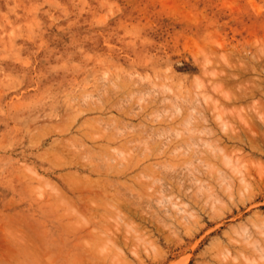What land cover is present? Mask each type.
<instances>
[{
  "label": "rangeland",
  "instance_id": "1",
  "mask_svg": "<svg viewBox=\"0 0 264 264\" xmlns=\"http://www.w3.org/2000/svg\"><path fill=\"white\" fill-rule=\"evenodd\" d=\"M0 264H264V0H0Z\"/></svg>",
  "mask_w": 264,
  "mask_h": 264
},
{
  "label": "bare ground",
  "instance_id": "2",
  "mask_svg": "<svg viewBox=\"0 0 264 264\" xmlns=\"http://www.w3.org/2000/svg\"><path fill=\"white\" fill-rule=\"evenodd\" d=\"M102 107H103V106H102ZM149 113H151V111H149ZM149 113H148V115H149ZM146 114H147V113H146ZM111 119H112V118H111ZM114 120H115V119H114ZM106 121H107V120H106ZM120 122H121V121H120ZM108 123H109V122H108ZM117 124H118V123H117ZM134 125H135V124H134ZM125 126H126V125H125ZM142 126H143V125H142ZM143 127H144V126H143ZM149 127H150V126H149ZM116 128H117V127H116ZM145 129H146V128H145ZM150 129H151V128H150ZM157 129H158V128H157ZM145 132H146V131H145ZM128 140H129V139H128ZM126 141H127V140H126ZM125 143H126V142H125ZM174 149H175V148H174ZM91 167H92V166H91ZM110 168H112V167L110 166ZM108 169H109V168H108ZM95 170H96V169H95ZM110 170H111V169H110ZM120 171L122 172V170H120ZM92 173H94V172H92ZM105 191H106V190H105ZM114 194H115V193H114ZM111 195H113V194H111ZM104 197H107V196H104ZM113 197L115 198V195L112 196V198H113ZM120 197H121V196H120ZM117 199H119V198H117ZM105 200H106V198H105ZM105 200H104V202H105ZM113 200H114V199H113ZM113 200H111V202H112ZM108 201H109V200H108ZM108 201L106 200V202H108ZM118 201L121 202V199H119ZM124 201H125V200H124ZM106 202H105V203H106ZM116 202H117V201H116ZM105 203H104V204H105ZM109 203H110V202H109ZM109 203H108V204H109ZM112 203H113V202H112ZM126 203H127V202H126ZM126 203L124 202L125 205H127ZM102 204H103V203H102ZM119 204H120V203H119ZM124 204H123V205H124ZM112 205H113V204H112ZM114 205H115V203H114ZM116 205H117V204H116ZM116 205H115L114 207H116ZM117 206H118V205H117ZM127 206H128V205H127ZM128 207H129V206H128ZM128 207H125V208H128ZM116 208H117V207H116ZM118 208H119V207H118ZM121 209H122V208H121Z\"/></svg>",
  "mask_w": 264,
  "mask_h": 264
}]
</instances>
